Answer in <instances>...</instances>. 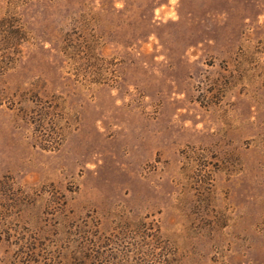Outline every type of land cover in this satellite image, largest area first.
Masks as SVG:
<instances>
[{"label":"rangeland","instance_id":"1","mask_svg":"<svg viewBox=\"0 0 264 264\" xmlns=\"http://www.w3.org/2000/svg\"><path fill=\"white\" fill-rule=\"evenodd\" d=\"M0 264H264V0H0Z\"/></svg>","mask_w":264,"mask_h":264}]
</instances>
